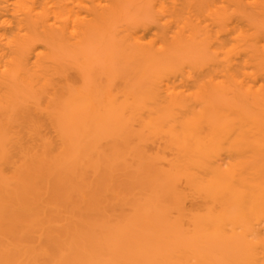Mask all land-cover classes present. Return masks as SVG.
<instances>
[{"label":"bare ground","instance_id":"obj_1","mask_svg":"<svg viewBox=\"0 0 264 264\" xmlns=\"http://www.w3.org/2000/svg\"><path fill=\"white\" fill-rule=\"evenodd\" d=\"M217 4L0 0V264H264V0ZM189 32L253 110L180 57ZM108 39L147 80L65 63Z\"/></svg>","mask_w":264,"mask_h":264},{"label":"rangeland","instance_id":"obj_2","mask_svg":"<svg viewBox=\"0 0 264 264\" xmlns=\"http://www.w3.org/2000/svg\"><path fill=\"white\" fill-rule=\"evenodd\" d=\"M208 1L211 2L212 0ZM216 1L218 2L217 6L220 7H224L226 4V0ZM138 5H135L134 10L140 11H138L139 14L136 12L139 16L135 14L137 17L135 18V16H133L134 14L131 12L132 9L130 12L134 18L128 19L129 21L131 20V22L135 23L137 20L139 22H143L144 20V22H146L145 20L148 19V16L151 18L153 17L151 7L148 10L146 3H139ZM129 16H131L130 13ZM129 16L128 18H130ZM151 18H149L148 21ZM186 34V41L182 44L181 51H179L180 57L188 62L208 66L209 74L207 79L212 82L211 88L215 96L218 97L222 103L238 106L248 111L253 110L255 108V103L251 100L241 98L235 91L233 85L226 82L219 74V70L213 61L212 55L207 50L202 36L190 32ZM145 39L147 42L155 41V31H148L145 34ZM121 45L122 43L116 40L93 41L87 43L81 49H78L76 53L68 52L65 57V63H74L86 69L91 78L97 80L99 83L108 81L117 89L124 85H129L131 87L142 80H147L149 74L140 71V67H138L135 60L130 57L129 53H127ZM262 162H264V160L260 159L255 165L261 166ZM188 206H190L189 202L186 203V207Z\"/></svg>","mask_w":264,"mask_h":264}]
</instances>
